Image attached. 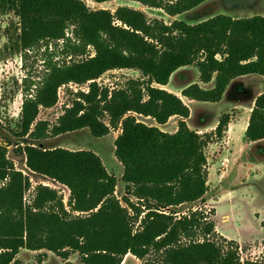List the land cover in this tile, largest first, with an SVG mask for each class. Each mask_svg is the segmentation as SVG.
I'll use <instances>...</instances> for the list:
<instances>
[{"label":"trees","instance_id":"16d2710c","mask_svg":"<svg viewBox=\"0 0 264 264\" xmlns=\"http://www.w3.org/2000/svg\"><path fill=\"white\" fill-rule=\"evenodd\" d=\"M134 1L174 16L207 0ZM2 11L17 18L12 53L26 59L46 45L44 73L34 91L25 89L13 129L23 139L14 152L25 156L29 170L65 185L70 194L65 202L58 189L33 185L8 156L10 143L1 142L0 264H21L22 249L52 251L64 264H121L128 253L140 264H264L242 260L238 243L218 235L202 208L177 211L204 200L205 146L212 135H224L231 115L223 114L214 131L203 135L187 124L189 105L163 87L178 68L194 65L200 81L214 85L194 82L181 95L218 102L237 77H264V16L217 14L196 23L166 22L127 5L115 11L92 8L86 0H0ZM51 44L62 48L63 60H53ZM112 69H134L141 76L113 88L100 85L97 79ZM70 83H88V89L75 92L55 124L38 120L40 107L54 106L59 88ZM136 115L158 125L172 116L181 119L167 132ZM83 128L96 137L120 130L114 144L123 166L122 199L116 195L117 177L95 151L36 143ZM245 136L250 142L264 140V92L254 100ZM72 253L79 254L77 262L69 260Z\"/></svg>","mask_w":264,"mask_h":264},{"label":"rangeland","instance_id":"374dc122","mask_svg":"<svg viewBox=\"0 0 264 264\" xmlns=\"http://www.w3.org/2000/svg\"><path fill=\"white\" fill-rule=\"evenodd\" d=\"M92 8H108L111 11L121 5H127L145 11L149 18H161L166 22L181 19L188 23H196L217 14H228L232 17L264 16V0H207L186 12L170 16L162 9L145 6L134 0H109L95 3L86 0ZM17 18L13 13L0 12V143H10L8 156L17 168L27 174L33 185L43 183L58 189L68 201L69 189L54 180L35 174L26 165L24 155H16V143L23 139L15 136L17 122L20 119L25 89L34 91L37 81L42 77L47 57L46 45L29 52L26 59L22 53H12V39L15 37ZM62 41L60 42L61 46ZM53 53V60L64 59L61 47L54 44L48 49ZM90 54L94 51L90 48ZM45 59V60H44ZM140 72L134 69H112L97 79L100 85L111 88L122 85L129 78H139ZM198 82L204 88H211L214 81L203 83L199 78L198 68L194 65L178 68L172 75L167 89L178 93L190 107V116L186 119L190 128L205 133L213 132L218 120L225 113L231 120L222 137L212 135L205 146L207 156V192L203 201L194 204H183L176 209L179 214L190 208H202L215 222L218 235L228 240H235L240 248L242 260H264V140L250 142L245 136L251 107L256 96L264 92V77L249 74L234 79L228 86L222 99L218 102L190 100L181 95V88ZM88 89V83L78 85L70 83L58 90V100L52 107H40L38 120H47L55 124L66 107L71 105L76 91ZM141 121L150 125H158L149 116L136 115ZM179 116H172L165 124L158 126L167 132H174L178 127ZM119 129L108 135L96 137L89 129L83 128L47 139L37 141L46 148L64 147L72 150L91 149L103 160L109 172L114 173L118 183L116 195L122 199L126 189L121 177L123 166L115 156V138ZM33 196V188L25 197L29 201ZM124 205L125 203L122 202ZM21 264H64V259L48 250L32 251L22 249L17 256ZM69 260L77 262L78 253H72ZM141 260L133 254L125 255L121 264H140Z\"/></svg>","mask_w":264,"mask_h":264},{"label":"crops","instance_id":"0c3cea01","mask_svg":"<svg viewBox=\"0 0 264 264\" xmlns=\"http://www.w3.org/2000/svg\"><path fill=\"white\" fill-rule=\"evenodd\" d=\"M241 77V76H240ZM169 84V83H168ZM168 84L167 85H165V86H163L164 88H167V86H168ZM202 86V85H201ZM184 87H182L181 88V90L183 89ZM176 94H178V93H176ZM254 104V103H253ZM253 106V105H252ZM251 109H252V107H251ZM246 127H247V125H246ZM246 130V129H245Z\"/></svg>","mask_w":264,"mask_h":264}]
</instances>
